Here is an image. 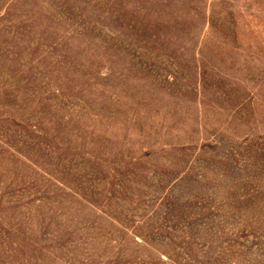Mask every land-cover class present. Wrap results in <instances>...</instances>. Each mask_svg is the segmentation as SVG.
<instances>
[{
  "label": "rangeland",
  "instance_id": "obj_1",
  "mask_svg": "<svg viewBox=\"0 0 264 264\" xmlns=\"http://www.w3.org/2000/svg\"><path fill=\"white\" fill-rule=\"evenodd\" d=\"M0 264H264V0H0Z\"/></svg>",
  "mask_w": 264,
  "mask_h": 264
}]
</instances>
